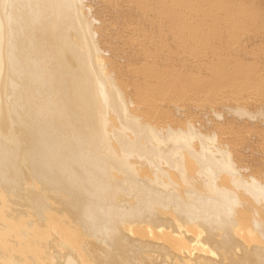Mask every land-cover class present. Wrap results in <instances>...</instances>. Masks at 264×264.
Wrapping results in <instances>:
<instances>
[{
  "label": "bare ground",
  "instance_id": "6f19581e",
  "mask_svg": "<svg viewBox=\"0 0 264 264\" xmlns=\"http://www.w3.org/2000/svg\"><path fill=\"white\" fill-rule=\"evenodd\" d=\"M89 1L0 0V264H264V141L239 150L264 112L207 109L204 81L235 99L238 78L264 95V76L240 56L159 70L158 44L131 60L128 30L102 32ZM238 1L261 24L222 26L264 32V4ZM210 23L192 44L217 37Z\"/></svg>",
  "mask_w": 264,
  "mask_h": 264
},
{
  "label": "rangeland",
  "instance_id": "374dc122",
  "mask_svg": "<svg viewBox=\"0 0 264 264\" xmlns=\"http://www.w3.org/2000/svg\"><path fill=\"white\" fill-rule=\"evenodd\" d=\"M183 1L182 4L176 5L170 0H91L89 3L92 4L93 12L98 14V18H100V28L102 32L109 33V30H112L110 32H112L114 36L115 34H119V31L122 29L128 30L130 33L127 35L128 39L124 42L116 37L118 40L116 39L117 42L115 44L116 51L126 55L131 60L138 59L136 51L139 48L143 49L145 55H149L152 48L154 49V44H158L160 51H158L159 60L157 61V68L159 70H164L167 67L169 68L171 64H177L178 68L184 72L205 75V71L199 70V68H201L200 66L202 64L208 65L210 63H215L217 71L223 73L221 70H224V66L226 65L222 66L221 64H223V62H232L233 58L240 56L245 63L248 62L250 67H253L255 72L264 76V32L259 30L257 33L254 32L257 34L255 35L252 34V31H238L236 36V33L229 28L225 29L222 26L226 20L233 22L235 19H238L243 21L238 22L242 24L253 21L252 19L254 18H251V16L247 14L237 17V13L234 10L235 8L233 9L230 6L237 4L239 2L238 0H225L228 6L224 10L212 6L208 2L212 0ZM260 1L264 4V0ZM122 6L126 7V10L128 9L129 14H131L129 17L131 20H128V25L121 24L120 22L122 16L119 15V9H121ZM238 6L239 5H237V8ZM159 8L169 13V17H165L166 15L163 16V13L160 15L159 13L162 11ZM203 12L207 14L205 15ZM216 20L217 23H215ZM211 21V25L220 27L219 30L216 31L217 37L212 41L208 39L210 41L205 45L203 43L192 44L189 38L195 34L197 27L202 26L200 24H208ZM111 22L113 24H110ZM259 22L261 24L262 19L254 21L256 25H258ZM136 24L139 25L138 29H140V31L146 33L142 38L137 37L138 29H135L137 27ZM117 29H119V31ZM203 29L206 28L203 27ZM116 30L118 33H116ZM182 32L184 37L182 36ZM114 39L115 37H113V40ZM204 39L206 40V36ZM106 40L108 41V39ZM224 43H226L225 46L221 47ZM144 61L152 62L153 59L145 57ZM220 76L219 74V77ZM219 79H213L210 75L204 78L207 97H209L208 99L210 101L206 105L207 109L213 107L216 109L215 111H220L224 116H229L231 113L226 114V109H224L222 105L229 100H233L238 106L247 108L250 111L261 109L262 112H264L263 104L259 103L260 101L264 102V95L257 97L254 88L247 85V82L242 78L237 79L238 81L236 83L240 87V92L235 99L229 98L231 97L229 94L230 87L219 85V83H222ZM220 98L224 99L222 105H219ZM254 98H258L259 100L253 102ZM206 115L207 120H210L211 112L209 111ZM230 118H228L227 121H230ZM252 126L255 127L254 133L243 134L247 139L246 144L248 147H241V149H239L244 152L246 156H250L251 154L258 155L259 150H252L251 148L255 145L258 147L262 146L264 141V136H262V132H264V119L259 118L258 122ZM223 131L227 132V130ZM239 145L238 143L237 149L240 147Z\"/></svg>",
  "mask_w": 264,
  "mask_h": 264
}]
</instances>
